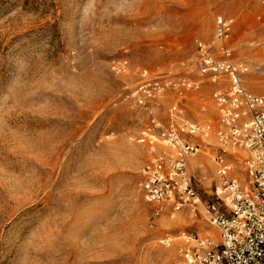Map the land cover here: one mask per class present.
I'll return each mask as SVG.
<instances>
[{
  "label": "rangeland",
  "instance_id": "obj_1",
  "mask_svg": "<svg viewBox=\"0 0 264 264\" xmlns=\"http://www.w3.org/2000/svg\"><path fill=\"white\" fill-rule=\"evenodd\" d=\"M260 9V0H0V264H184L189 235L217 237L202 209L154 215L144 201L149 116L126 96L142 72L198 80L196 43L213 42L218 14L234 22L228 45L250 66L245 87L264 94ZM120 59L123 75L111 67ZM215 87L203 80L186 96L189 117L214 124L188 161L206 202L218 184ZM173 100L154 111L164 118ZM179 219L193 223L167 225Z\"/></svg>",
  "mask_w": 264,
  "mask_h": 264
},
{
  "label": "built area",
  "instance_id": "obj_2",
  "mask_svg": "<svg viewBox=\"0 0 264 264\" xmlns=\"http://www.w3.org/2000/svg\"><path fill=\"white\" fill-rule=\"evenodd\" d=\"M260 6L255 17L259 22L264 0ZM233 32V20L218 14L213 35L217 46L196 43L198 80L142 72L126 96L131 108L149 116L140 137L149 156L140 169L144 201L155 207L154 215L168 205L172 211L185 208L191 218L202 209L205 221L217 231L216 238L189 235L180 250L184 264H264V94L245 87L250 66L233 55L228 45ZM111 67L123 75L127 61L120 59ZM203 80L216 86L211 92L217 144L212 161L218 184L214 200L207 202L192 184L188 161L208 147L205 141L214 124L205 118L192 120L186 109L187 94L198 91ZM171 95L174 100L162 118L154 110ZM200 110L204 112V106Z\"/></svg>",
  "mask_w": 264,
  "mask_h": 264
},
{
  "label": "bare ground",
  "instance_id": "obj_3",
  "mask_svg": "<svg viewBox=\"0 0 264 264\" xmlns=\"http://www.w3.org/2000/svg\"><path fill=\"white\" fill-rule=\"evenodd\" d=\"M199 163H200V166H201L202 163L201 162H199ZM192 223L193 222H187V221H183L182 219H179V220H177L175 222H168L167 225H178V226L187 225V226H190V225H192ZM207 234L209 236L213 237V238H216V234L214 235V231L213 230L207 231Z\"/></svg>",
  "mask_w": 264,
  "mask_h": 264
}]
</instances>
